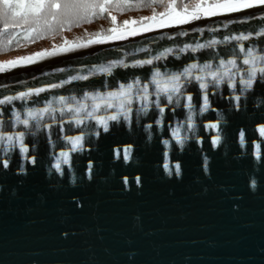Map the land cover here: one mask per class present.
<instances>
[{
  "label": "water",
  "instance_id": "1",
  "mask_svg": "<svg viewBox=\"0 0 264 264\" xmlns=\"http://www.w3.org/2000/svg\"><path fill=\"white\" fill-rule=\"evenodd\" d=\"M262 15L264 12L251 9L211 17L0 75V98L59 84L74 75H89L111 60L122 59L131 65L135 59L156 55L165 47L178 49L184 43L203 44L212 38L222 41L214 49L177 52L180 60L173 54L158 62L172 71L177 70L173 63L180 64L187 56L202 64L205 62L202 57L215 52L233 48L239 52L237 42H223V37L247 34L253 28L259 30L264 27V21L259 19ZM181 32L188 35H180ZM169 36L173 39L169 40ZM241 43L251 45L253 41ZM141 48L150 51L146 53L140 51ZM144 71L117 67L111 76L98 73L87 81H73L33 96L27 103L15 101L14 105L23 112L26 107H43L46 101H53L59 108L55 97L75 95L82 99L84 91L114 90L113 85L118 88L121 83L131 82L133 74L141 75ZM101 83L108 87H101ZM188 90L196 104L198 86L194 90L189 85ZM231 94V89L221 86L219 94L210 96L213 103L208 111L200 114L197 105L195 135L182 130V134L190 137L183 150L175 141H171L172 147L165 148L162 141L171 140L170 128L185 121L186 108H177L176 115L166 109L167 134L157 128L151 138L147 131L133 132L126 124L114 122H109L108 132L92 119H85L78 127L74 122H67L70 114L60 120L57 112L59 122L52 124L50 131L44 129L36 136H26L25 143L29 153L37 156V164L21 156L17 146L10 154V170H5L7 177L0 176L3 181L0 183V264H264V256L260 254L264 246V190L248 187L250 179L261 174V161L256 160L255 153L259 144L264 157V137L258 131L264 112L253 107V103H260L259 97L254 102L242 97L241 110L235 112L236 101L230 99ZM86 102L92 103L91 100ZM135 107H139L138 102ZM110 111L102 108L97 115ZM10 115L9 111L4 117L6 122ZM168 116L173 119L168 120ZM141 119L144 124L152 123L147 116ZM44 121L51 123V118L46 115ZM217 121L222 141L210 154L211 138L216 130L205 125ZM19 130H24L22 125L12 129ZM97 131L99 137L93 134ZM239 131L245 132L243 144ZM79 134L84 135L83 149L71 152V143L64 137ZM129 143L131 159L118 160L115 151L120 149L122 155ZM60 151H69L70 165H61L67 179L52 167L57 159H63L59 157ZM205 157L212 165L214 180L211 184L200 179ZM3 158L0 144V159ZM165 162L170 167L181 163L182 177H170L164 170ZM89 164L93 172L99 173L95 182L87 179ZM18 165L25 171L21 172ZM137 176L142 178V185L135 184ZM125 178L128 184H124ZM74 197L83 198L82 210L71 207ZM64 232L69 236L65 237Z\"/></svg>",
  "mask_w": 264,
  "mask_h": 264
},
{
  "label": "snow or ice",
  "instance_id": "2",
  "mask_svg": "<svg viewBox=\"0 0 264 264\" xmlns=\"http://www.w3.org/2000/svg\"><path fill=\"white\" fill-rule=\"evenodd\" d=\"M152 3L164 4V11L151 16L142 17L141 21L125 20L122 24H117V18L111 13L114 10H124L131 7L129 0H0V21H3L4 32H15L16 29H23L25 39L31 38L32 33L40 34L42 31H56L64 29L66 26L71 27L73 24H78L88 17H94L99 14L108 13L112 21L113 27L107 30V35L97 34L98 38L88 40V44L104 43L106 40H123L127 36H135L139 32H148L153 28H165L169 26L184 25L192 20H199L201 16L214 17L222 13H237L244 10L257 9L264 12V0H197V2L189 10V6L185 5L181 11L177 10L176 0H152ZM252 18L255 19V13H252ZM264 21V15L259 17ZM235 23V22H234ZM246 23V21H239ZM201 33L202 29H198ZM215 32L216 29H209ZM18 34V33H17ZM180 35L186 36L187 32H181ZM163 38V37H162ZM169 40L173 37L169 36ZM237 42L239 52L233 48L231 51H221L210 54L208 57H202L205 62L200 63L193 59L192 56H187L180 64L173 63L176 71H172L167 65H163V70L158 62L166 60L169 56L178 53H197L204 49H214L216 45L222 41L212 38L207 43H196L195 45L184 43L182 47L173 49L165 47L163 51H159L156 55L149 56L145 59H135L129 65L124 60H111L107 65H100L95 68V71L89 75H74L68 80H63L59 84H50L46 87L31 88L27 91H19L14 95H4L0 98V144L3 146L4 158L0 159V176L7 177L10 170V154L18 146L19 153L33 165L37 164V156L29 153V148L25 143L26 136H36L38 132L44 129L51 130L52 124L58 123L56 113L59 112L60 120H63L66 114H70L69 124L75 123L80 126L85 119L95 120L96 124L108 132L110 128L109 122L120 123L127 125L133 132L147 131L149 138L152 133L159 128L165 130V111L166 109L176 115L177 108H186L188 110L186 119L183 123H177L175 127L170 128L171 140L164 139L162 141L165 148L172 147L171 141H175L181 150L184 149L185 142L190 138L183 132L192 133L195 135L196 125L194 123L195 108L199 105V112L203 114L212 107L210 96L219 94L221 86L225 90L231 89L232 94L230 99L236 101L234 105L235 112L241 110L242 97H247L248 100L254 102L257 97L260 103L254 104L253 107L264 112V27L259 30L255 28L247 34L240 33L238 35H226L223 37V42ZM244 41H253L251 45H246ZM259 41V43H256ZM11 43V39L8 41ZM68 42L65 41V46L62 50L67 51ZM82 47L86 45H76ZM140 51L148 52L149 49L141 48ZM46 52L36 53L33 56L19 57L15 60L0 62V72H3L6 67L15 68L22 62L31 63L34 57L45 55ZM176 60H180V56L176 54ZM192 62H189V61ZM122 68H141L145 71L141 75L133 74V79L129 83H121L118 88L108 90L106 92L84 91L83 98L77 99L75 95L66 97L60 95L54 100L60 105L59 108L54 106L53 101H46L43 107H26L18 110L14 102L23 101L27 103L33 96H40L41 93L49 89H58L66 84H71L73 81H87L90 76L96 74H106L111 76L113 69ZM189 85L193 86L196 91V104H193V95L189 91ZM239 86V87H238ZM101 87L108 85L101 83ZM257 88L260 89L257 92ZM91 100L89 105L86 101ZM185 102L182 104L181 101ZM202 100V103H200ZM75 102V103H73ZM139 107H135L136 103ZM8 106H12L9 108ZM112 110L106 115H97L101 110ZM11 115L7 122L4 117L8 112ZM151 111V115H149ZM182 115L183 113H179ZM51 118V123L45 122V116ZM23 116V118H22ZM135 116V119H134ZM147 116L152 123L144 124L141 117ZM168 120L173 119V116H168ZM230 127V118L228 121ZM22 125L24 130L12 131L17 126ZM155 125V127H154ZM209 129H215L216 135L211 138L212 148H217L221 145L222 136L220 122L209 123L205 125ZM261 137H264V120L259 123L258 128ZM225 134L227 128L224 129ZM94 135L99 137L100 133L94 132ZM71 143V152L83 149L84 135L64 137ZM241 144L244 142L245 132L239 131ZM158 139V137H157ZM31 142V141H30ZM197 143L202 141L197 140ZM255 153L256 160L261 161V174L256 178L250 179L248 185L250 190H264V157L259 151L260 145H256ZM131 143L122 150L115 151L116 158L123 162H128L131 159ZM164 156H168V152H164ZM59 157L55 164L56 173L67 179V173L62 168V164L70 165L69 151H60ZM21 172H24L22 165H18ZM164 170L170 177H182V165L177 162L170 167L168 162H165ZM202 173L200 179L211 184L214 180L212 165L209 164L208 158L205 157L202 164ZM99 173L92 171V165H88V181L95 182ZM255 175V174H254ZM135 184L142 185L143 180L137 176L134 178ZM3 181H0L2 183ZM63 183V181H59ZM83 183V179H81ZM127 178L124 184H128ZM228 186H225L227 189ZM123 190V189H122ZM142 191V189H141ZM71 207L83 208V198H71ZM65 237L69 236L68 232H64ZM261 256H264V246L260 249ZM134 264V262H131Z\"/></svg>",
  "mask_w": 264,
  "mask_h": 264
},
{
  "label": "rangeland",
  "instance_id": "3",
  "mask_svg": "<svg viewBox=\"0 0 264 264\" xmlns=\"http://www.w3.org/2000/svg\"><path fill=\"white\" fill-rule=\"evenodd\" d=\"M196 2L197 0H176L177 10L181 11L185 5H188L189 10H191V7ZM164 10V4L152 3V0H137V2L133 3V7L131 9L125 8L124 10H114L111 14L116 16L117 24L120 25L125 20H137L138 22H142V17L151 16L154 11L156 13H159L163 12ZM230 14L234 13H222L217 14L214 17H222ZM201 17L204 18V16ZM196 21L197 20H192L184 25L169 26L165 28H153L148 32H139L135 36H127L123 40H106L104 43L96 44H88L87 42L90 39L98 38V33L101 35H107V30L113 27L109 14L105 19L98 20L96 22L92 21V19L88 17L86 20H82L78 24H73L70 28L66 26L64 29H57L54 32L42 31L39 35L36 34L32 40L19 43H13L12 40L11 43L8 42L11 38L7 36L8 32H4L3 21H0V62L15 60L19 57L33 56L34 54L40 52H46V54L43 56L34 57V60L31 63L22 62L15 68H5V70L8 71H23L45 63H51L56 60L75 56L92 49H97L106 45L114 44L139 36L182 27L188 24H192ZM65 41L68 42L67 47L69 48V50L67 51L62 50V47L65 46ZM76 45L86 46L77 47Z\"/></svg>",
  "mask_w": 264,
  "mask_h": 264
},
{
  "label": "trees",
  "instance_id": "4",
  "mask_svg": "<svg viewBox=\"0 0 264 264\" xmlns=\"http://www.w3.org/2000/svg\"><path fill=\"white\" fill-rule=\"evenodd\" d=\"M137 2V0H129V3L131 4V7H128V9H131L133 7V3ZM108 13L99 14L94 17H89L92 19V21L96 22L98 20L105 19L107 17ZM18 33V34H17ZM36 33H32L31 38L25 39V33L23 29H16L15 32H8V35L13 43H19V42H27L32 40L35 37Z\"/></svg>",
  "mask_w": 264,
  "mask_h": 264
},
{
  "label": "bare ground",
  "instance_id": "5",
  "mask_svg": "<svg viewBox=\"0 0 264 264\" xmlns=\"http://www.w3.org/2000/svg\"><path fill=\"white\" fill-rule=\"evenodd\" d=\"M208 18H206V17H204V18H200L199 20H197L196 22H202V21H205V20H207ZM11 73H15V71H13V70H4L3 72H0V75H8V74H11Z\"/></svg>",
  "mask_w": 264,
  "mask_h": 264
}]
</instances>
